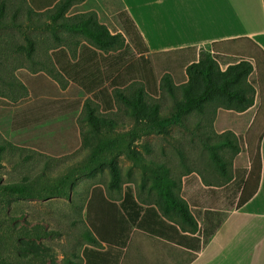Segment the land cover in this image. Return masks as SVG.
Masks as SVG:
<instances>
[{"label":"rangeland","instance_id":"1","mask_svg":"<svg viewBox=\"0 0 264 264\" xmlns=\"http://www.w3.org/2000/svg\"><path fill=\"white\" fill-rule=\"evenodd\" d=\"M78 1L84 0H60L43 13L30 14L0 3V69L7 72L0 81V181L25 182L35 195L18 198L0 192V264H84L83 249L101 246L98 235L90 231L97 232L86 219L87 205L89 210L99 208L111 198L110 192H132L138 201L154 204L161 189L173 191L196 217L202 209H229L237 200L226 198L239 191L248 157L255 155L264 132V56L251 43L218 44L210 52L222 72L241 61L252 64L245 89L247 98L253 97L250 87L256 94L244 116L212 100L205 101L201 112L180 115L175 105L184 99L186 66L196 54L141 56L143 47L131 23L127 25L132 37L108 9L101 23L96 12L73 9ZM91 15L111 35L122 37L119 47L103 50L96 44L85 23ZM132 38L140 45L136 49ZM39 75L51 77L62 91ZM144 76H149L148 88ZM167 76L170 83L164 82ZM14 78L26 89L8 86ZM232 86L229 91L239 88ZM48 96L74 97L82 132L76 161L37 151L39 145L55 148L47 138L38 139V146H18L14 137V143L7 140L12 120L15 129L31 118L48 116L39 112L28 118L26 113L34 101L46 102ZM55 106V112L64 107ZM42 107L38 105L40 111ZM89 115L96 118L95 125ZM152 121L156 129L146 133L144 126ZM47 188H53L51 194ZM38 190L43 197H37ZM217 194H225L223 200H217ZM112 229L108 226L103 232L108 235ZM256 240L261 245H253L257 253L251 259L245 258L242 238L236 263L225 264H264L260 232Z\"/></svg>","mask_w":264,"mask_h":264},{"label":"crops","instance_id":"2","mask_svg":"<svg viewBox=\"0 0 264 264\" xmlns=\"http://www.w3.org/2000/svg\"><path fill=\"white\" fill-rule=\"evenodd\" d=\"M59 1L0 0V3L4 8L25 9L30 14L32 11L43 13ZM77 7H80L81 13L96 12L101 23L103 13H108L107 9L111 16L124 13L142 45L148 50L147 54L151 56L186 52H193L198 56L200 50L212 52L214 44L224 45L235 41L249 42L264 53V0H84L73 5V9ZM66 53L70 56L68 50ZM75 55L77 57V50ZM73 63L76 64L77 60ZM39 76L45 77L46 83L53 86L55 91L60 90L58 83L51 77ZM35 77L38 76L31 78ZM36 101L33 102V107L27 108V117L37 116L39 112L48 116L41 120L31 118L28 124L18 125L15 129L12 120L11 138L7 140L14 143V137L18 140V146H23L24 142L38 146V139L47 138L55 148L39 145L42 147H36L37 151L52 158H71L69 160L76 161L77 152L82 145V132L74 97L58 99L48 96L46 102ZM38 105H43L41 111ZM55 105L64 107L60 112H55ZM238 115L244 116L243 113ZM262 136L260 181L254 195L245 205L237 208L235 203L229 209H202L198 217L192 213L198 223V231L192 234L181 230L177 217L167 219L161 216L166 223L176 227L177 231L158 224L156 216L148 209L153 207L161 215L158 207L144 200L138 201L135 193L133 197L141 212H137L139 217L132 224L128 217L131 213L129 204L124 208L125 192H110L108 194L111 198L107 202L90 210L92 224L102 238L99 249L107 248L105 240L116 247L119 241L126 239L120 264H225L236 263L242 249L239 241L244 238L245 258L251 259L255 251L253 245L256 248L261 245L256 240L257 234L260 232L264 239V132ZM248 160L249 163L244 168L246 177L251 170L249 157ZM254 187L253 183L251 190ZM241 191L239 189L232 198L226 199L238 201ZM142 195L141 193L140 196ZM224 195L217 194L216 199L223 200ZM133 208L136 209V206L133 205ZM141 220L144 225L158 230L166 237L137 229L136 224ZM108 226L113 229L106 235L103 230ZM183 236L186 237L185 240H182ZM190 237L198 241L193 242L188 239ZM197 247H200L199 250ZM255 252L257 253V249Z\"/></svg>","mask_w":264,"mask_h":264},{"label":"trees","instance_id":"3","mask_svg":"<svg viewBox=\"0 0 264 264\" xmlns=\"http://www.w3.org/2000/svg\"><path fill=\"white\" fill-rule=\"evenodd\" d=\"M94 15V14H93ZM91 15L90 18L85 22L87 32L90 34V36L94 39L96 44L103 48V50H114L117 47H119L120 41L122 37L120 35H111L109 31L104 27L101 26L98 23V20L95 19V17ZM116 19L119 22L122 30L126 35H131L127 23L129 22L127 20V17L124 13H118L116 15ZM130 23V22H129ZM132 37V35H131ZM120 40V41H119ZM132 45L134 48H138V43L134 38L131 39ZM141 42V41H140ZM142 45V43L140 44ZM139 45V46H140ZM216 44L213 45V49L215 52ZM143 51L140 54L141 56H144V54L148 53V50L143 46ZM264 56V53H261ZM256 62L259 64L260 62L258 60V57L256 56ZM7 70V69H5ZM127 71L130 73L132 71L131 64L127 66ZM253 71V66L250 62L247 61H241L238 64L234 66H229L224 72H222L219 68V65L215 61L214 57L205 50H200L199 55H196V59L190 60L188 65L186 66V75L188 77L187 85L183 87V95L184 99L180 101L179 103H176L175 109L178 114L185 115V114H191L195 110L201 112L203 111L204 103L207 100H212L213 102H218L219 107L224 106L227 109H233L238 113H244L249 108H251L254 105V95L256 94V90L254 88H249L250 92L252 93V98H247L246 96V79ZM7 75V72L3 69H0V81H5V76ZM148 75V74H147ZM149 76H144V84L146 88L149 86L148 81ZM8 86H14L18 89H26V86L19 83L16 78L13 80H8ZM164 82L170 83L169 76L165 77ZM230 85H233L232 87H239L237 90L229 91ZM148 91V90H147ZM217 94H220L222 96H226L225 100L217 99L215 98ZM91 124L95 125V122L97 121L96 118L93 115H89L88 117ZM96 120V121H95ZM95 121V122H94ZM156 129L155 121L151 122V125L147 124L144 126V131L146 133H150ZM134 131V129H133ZM131 131L130 134H134V132ZM136 135L134 134V137ZM262 134L259 137V143L256 147V153L253 157L249 155V158L251 160V170L250 174L246 177L244 173V178H242L240 184L242 189L240 198L238 199L236 203V207L240 208L243 205H245L251 197L254 195L260 181V174H261V152H260V146H261V140H262ZM12 146L11 144H9ZM68 181V178H65V185ZM234 181L230 179V183ZM158 182H155L156 185ZM253 183L255 184V187L253 190H251ZM169 186L173 184V181H170L167 183ZM166 183L158 184L159 187H165L167 185ZM53 188H51L52 190ZM50 189H45V191L50 192ZM34 189H32V186L25 183V182H17V183H9L4 184L0 181V192L2 193H8L12 194L18 198H31L35 195L32 194ZM37 193V197H43V192L40 190L35 191ZM59 195L63 196V192H57ZM51 194V192H50ZM132 192H125L124 196V208H126L129 204L130 206V214L128 215L131 223H135L139 217L138 213L141 212V208L138 206V204L134 200ZM161 215H159L158 211L151 207L148 208L149 212L154 213V215L157 218L158 224L164 226L165 228H168L170 230H176L177 228L166 223L161 216L168 217L172 214L175 215L179 219V227L182 231H188L189 233L195 234L198 231V223L196 221V218L191 214L190 206L187 205L184 201L180 200L176 197L173 191H165L164 189H161L160 195L157 198V200L154 203ZM133 205L136 206V209L133 208ZM90 206L87 205V211H86V219L88 220L89 227L91 226L95 228L92 224V218L90 215ZM147 209V210H148ZM138 210V211H135ZM138 212V213H137ZM169 219L172 218L168 217ZM167 218V219H168ZM181 224V225H180ZM137 229L147 232L151 235H157V236H163L161 232L158 230L149 227L147 225H144V222L141 220L140 222H137L136 224ZM187 229V230H186ZM92 233H94L98 239L99 242L101 241V234H98L93 229H90ZM166 237V236H163ZM182 240H185L186 237H181ZM92 239V238H90ZM189 240L193 242H197L198 240L196 238H188ZM94 240V239H93ZM206 241V239H205ZM111 242L107 241V248L105 250L99 249L98 247H85L82 251L84 264H120L122 256H123V249L126 245V239L119 241L118 245L116 247H112L110 245ZM200 247H197L199 250ZM197 250V251H198ZM0 252H1V242H0Z\"/></svg>","mask_w":264,"mask_h":264}]
</instances>
